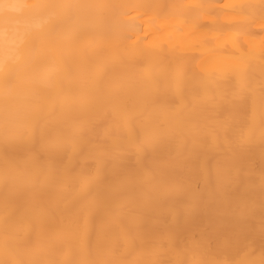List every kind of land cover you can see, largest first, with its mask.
I'll list each match as a JSON object with an SVG mask.
<instances>
[{"label": "bare ground", "instance_id": "6f19581e", "mask_svg": "<svg viewBox=\"0 0 264 264\" xmlns=\"http://www.w3.org/2000/svg\"><path fill=\"white\" fill-rule=\"evenodd\" d=\"M262 70L264 0H0V264H260Z\"/></svg>", "mask_w": 264, "mask_h": 264}, {"label": "snow or ice", "instance_id": "6c2138e0", "mask_svg": "<svg viewBox=\"0 0 264 264\" xmlns=\"http://www.w3.org/2000/svg\"><path fill=\"white\" fill-rule=\"evenodd\" d=\"M174 79L176 81L177 86H180V84L184 80L183 73L181 71L177 70V72L175 73ZM259 86L261 89H264V70H262V80H261ZM262 142H264V137H262ZM81 191H83V189H81ZM260 264H264V260H261Z\"/></svg>", "mask_w": 264, "mask_h": 264}]
</instances>
